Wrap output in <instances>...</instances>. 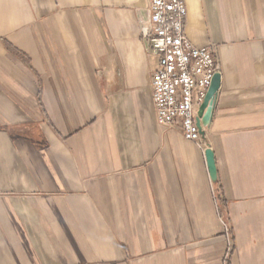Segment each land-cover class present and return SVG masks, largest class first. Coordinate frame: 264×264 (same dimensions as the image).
Masks as SVG:
<instances>
[{
	"label": "crops",
	"instance_id": "obj_1",
	"mask_svg": "<svg viewBox=\"0 0 264 264\" xmlns=\"http://www.w3.org/2000/svg\"><path fill=\"white\" fill-rule=\"evenodd\" d=\"M183 1L199 144L156 121L150 0H0V264H264V0Z\"/></svg>",
	"mask_w": 264,
	"mask_h": 264
},
{
	"label": "built area",
	"instance_id": "obj_2",
	"mask_svg": "<svg viewBox=\"0 0 264 264\" xmlns=\"http://www.w3.org/2000/svg\"><path fill=\"white\" fill-rule=\"evenodd\" d=\"M186 17L183 0H150L148 24L141 32L158 59L151 80L157 123L177 127L186 141L199 144L197 111L219 65L211 47H195L188 40Z\"/></svg>",
	"mask_w": 264,
	"mask_h": 264
},
{
	"label": "water",
	"instance_id": "obj_3",
	"mask_svg": "<svg viewBox=\"0 0 264 264\" xmlns=\"http://www.w3.org/2000/svg\"><path fill=\"white\" fill-rule=\"evenodd\" d=\"M220 82H221L220 74H215L213 76L211 85L206 93V96L202 104L198 108V111H197L198 118L196 122H197L198 128L200 129L201 135L204 134L202 128H206L211 122L213 104H214L215 96L220 88ZM205 156H206L207 167H208L210 177L213 181H215L216 180V170H215L213 152L208 149L205 152Z\"/></svg>",
	"mask_w": 264,
	"mask_h": 264
},
{
	"label": "rangeland",
	"instance_id": "obj_4",
	"mask_svg": "<svg viewBox=\"0 0 264 264\" xmlns=\"http://www.w3.org/2000/svg\"><path fill=\"white\" fill-rule=\"evenodd\" d=\"M226 228V227H225ZM227 232H229L227 229H226ZM229 234V233H228Z\"/></svg>",
	"mask_w": 264,
	"mask_h": 264
}]
</instances>
